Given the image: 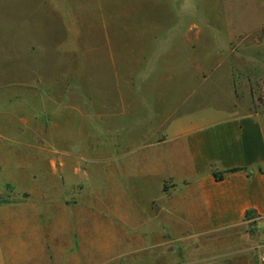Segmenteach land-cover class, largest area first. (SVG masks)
I'll return each instance as SVG.
<instances>
[{
    "label": "crops",
    "instance_id": "crops-1",
    "mask_svg": "<svg viewBox=\"0 0 264 264\" xmlns=\"http://www.w3.org/2000/svg\"><path fill=\"white\" fill-rule=\"evenodd\" d=\"M179 1L168 0L172 28L152 32L115 96L97 100L75 78L54 100L55 141L69 124L73 152L57 158L56 184H29L52 196L9 198L15 177L0 149V264H103L129 250L113 239L197 242L198 264H264V109L251 89L260 62L236 48L242 31L228 27L222 43L212 17L184 26ZM206 85L223 103L194 100ZM233 168L243 170L213 175ZM95 224L121 231L96 234Z\"/></svg>",
    "mask_w": 264,
    "mask_h": 264
},
{
    "label": "rangeland",
    "instance_id": "rangeland-1",
    "mask_svg": "<svg viewBox=\"0 0 264 264\" xmlns=\"http://www.w3.org/2000/svg\"><path fill=\"white\" fill-rule=\"evenodd\" d=\"M172 4L168 0H0V120L6 121V116L9 120L4 128L0 126V149L9 151L3 172L15 177L9 198L53 195L31 191L29 184H56L57 158L73 152L66 145L72 133L69 124L59 131L63 144L55 141L54 100L62 98L64 88L75 78L97 100L115 96L118 78L135 71L137 52L152 32L172 28ZM178 7L190 9L184 12V26L197 24L196 16L214 18L221 27L217 29L222 43L228 30L242 31L236 48L259 59L251 89L255 103L264 109V0H185L179 1ZM221 7L223 17L219 16ZM258 13L260 28L245 31L257 25ZM31 86L40 87V93L45 89L46 95L38 98ZM210 91L209 86H203L198 94L202 98L194 100L223 103ZM77 211L80 215L81 208ZM80 217L78 222L87 221ZM100 220L95 218V222ZM92 227L94 233L110 236L121 231L117 224ZM247 230L253 231L250 227ZM111 242L117 249L129 250H123L125 255L105 258L103 264H198L203 255L197 242Z\"/></svg>",
    "mask_w": 264,
    "mask_h": 264
},
{
    "label": "trees",
    "instance_id": "trees-1",
    "mask_svg": "<svg viewBox=\"0 0 264 264\" xmlns=\"http://www.w3.org/2000/svg\"><path fill=\"white\" fill-rule=\"evenodd\" d=\"M243 170L242 168H233L230 170H226V171H222V172H217L216 170H213V175L215 177V179L217 181H220L223 179V177L228 174V173H232V172H236V171H241ZM164 190L166 191V188H164ZM251 217H254V212L253 210H249L246 212L245 214V219H250Z\"/></svg>",
    "mask_w": 264,
    "mask_h": 264
},
{
    "label": "built area",
    "instance_id": "built-area-1",
    "mask_svg": "<svg viewBox=\"0 0 264 264\" xmlns=\"http://www.w3.org/2000/svg\"><path fill=\"white\" fill-rule=\"evenodd\" d=\"M261 259H263V258H261Z\"/></svg>",
    "mask_w": 264,
    "mask_h": 264
}]
</instances>
